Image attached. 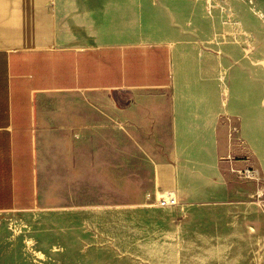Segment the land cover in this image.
<instances>
[{
	"label": "crops",
	"instance_id": "1",
	"mask_svg": "<svg viewBox=\"0 0 264 264\" xmlns=\"http://www.w3.org/2000/svg\"><path fill=\"white\" fill-rule=\"evenodd\" d=\"M185 5L0 0V215L35 211L54 190L101 206V185L129 211L158 193L227 200L228 155L264 177L252 59ZM131 144L153 167L148 192Z\"/></svg>",
	"mask_w": 264,
	"mask_h": 264
},
{
	"label": "rangeland",
	"instance_id": "2",
	"mask_svg": "<svg viewBox=\"0 0 264 264\" xmlns=\"http://www.w3.org/2000/svg\"><path fill=\"white\" fill-rule=\"evenodd\" d=\"M185 7L189 18L214 26L217 40L232 43L235 55L251 57L260 101L264 0H186ZM130 149L133 180L148 192L153 167L134 144ZM226 159L227 200L186 205L177 199L162 207L157 197L169 193H158L129 211L122 195L101 185V206L93 200L83 208L54 190L35 211L0 215V264H264V177L246 159ZM92 193L85 188L86 196Z\"/></svg>",
	"mask_w": 264,
	"mask_h": 264
},
{
	"label": "built area",
	"instance_id": "3",
	"mask_svg": "<svg viewBox=\"0 0 264 264\" xmlns=\"http://www.w3.org/2000/svg\"><path fill=\"white\" fill-rule=\"evenodd\" d=\"M247 174H252V171L250 170H247L246 171ZM168 196L170 197L169 199H166V198H159L157 197V201L159 202V204L162 206V207H172V206H175V204H177V197L176 196H172L171 193L168 194Z\"/></svg>",
	"mask_w": 264,
	"mask_h": 264
},
{
	"label": "bare ground",
	"instance_id": "4",
	"mask_svg": "<svg viewBox=\"0 0 264 264\" xmlns=\"http://www.w3.org/2000/svg\"><path fill=\"white\" fill-rule=\"evenodd\" d=\"M172 196H175L174 194H172ZM160 198H166L169 199L170 197L168 196V194H159Z\"/></svg>",
	"mask_w": 264,
	"mask_h": 264
}]
</instances>
